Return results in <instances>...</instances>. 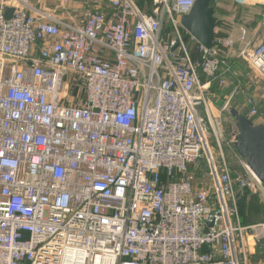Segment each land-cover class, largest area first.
I'll return each instance as SVG.
<instances>
[{
	"label": "built area",
	"instance_id": "2783aa9c",
	"mask_svg": "<svg viewBox=\"0 0 264 264\" xmlns=\"http://www.w3.org/2000/svg\"><path fill=\"white\" fill-rule=\"evenodd\" d=\"M33 2L0 0V264H251L264 223L241 221L233 135L209 147V89L241 60L264 79V39L204 47L196 0Z\"/></svg>",
	"mask_w": 264,
	"mask_h": 264
},
{
	"label": "rangeland",
	"instance_id": "374dc122",
	"mask_svg": "<svg viewBox=\"0 0 264 264\" xmlns=\"http://www.w3.org/2000/svg\"><path fill=\"white\" fill-rule=\"evenodd\" d=\"M65 0H44V2H39L33 5L38 8H43L50 11H55V13L62 18H67L69 14H78L80 0H69L70 3H65ZM264 2V0H260ZM69 5L70 9H64L62 6ZM247 4L243 5H226L218 3L211 6L213 9V19L215 27L217 24L225 23L227 19H230V14L234 18L239 20V23L243 25V32H231L233 36H236L240 43H244L249 39L253 38V42L257 43L264 39V34L261 36L259 29V22L264 16V9L260 8L258 10L248 8ZM258 7V6H257ZM230 13H229V12ZM228 12V13H226ZM232 31V30H231ZM238 34V35H236ZM241 64V65H240ZM241 68H238L241 74H229L222 82L210 86L209 98H210V119H211V130L208 135L209 147L211 151L215 145V136H221V139L232 136L235 133L234 120L229 115L228 111L222 112V107L226 100L230 98L235 89H237L236 94L231 100V106L235 108L240 114L244 115L247 109L243 105V99L245 95H251L256 98L260 107H264V79L263 77L253 70L249 64L241 60L239 64ZM239 66V67H240ZM225 155L229 161L230 167L233 172V176H244L247 182V192L249 195L248 204L244 210L248 213L246 225L264 223V187L259 185V183L254 179L250 172L242 167L238 166L240 163L236 157V152L230 149L228 146L224 145ZM264 252V245L261 248L254 249L251 253V264H264V258L259 254Z\"/></svg>",
	"mask_w": 264,
	"mask_h": 264
},
{
	"label": "water",
	"instance_id": "95a60500",
	"mask_svg": "<svg viewBox=\"0 0 264 264\" xmlns=\"http://www.w3.org/2000/svg\"><path fill=\"white\" fill-rule=\"evenodd\" d=\"M212 0H196L190 13L183 18V27L204 47L211 48L214 35ZM4 17L9 19L11 8H3ZM236 128L233 148L237 155L264 187V126L255 125L235 108L228 110Z\"/></svg>",
	"mask_w": 264,
	"mask_h": 264
},
{
	"label": "crops",
	"instance_id": "0c3cea01",
	"mask_svg": "<svg viewBox=\"0 0 264 264\" xmlns=\"http://www.w3.org/2000/svg\"><path fill=\"white\" fill-rule=\"evenodd\" d=\"M34 1H35V4H37L39 2H42V3L44 2V0H34ZM220 3L233 6V4L229 0H222ZM248 5H249L248 8L251 7V9L252 8H254L256 10H258L260 8H263L264 9V2H260L259 0H249V2L247 3L246 6H248ZM228 12H226V13H228ZM230 17L231 18L230 19H227L225 23H222V24H219L218 23L217 24V26L214 29V34L215 35L216 34H219V35H223V36H226V37L231 38L234 41V49H233V52H237L239 50V48L241 47V44H243V43H240L239 40H236L237 37L236 36H233V34L231 32H233L234 30H235L234 32H236V30H238L239 32H243L242 31L243 30V27H242L243 25H241L239 23V20L237 18H234L233 16H231V14H230ZM261 20H260V22H261ZM260 22H259V27H260ZM259 27L257 28V31L259 29L260 35L262 36L264 34V29L259 28ZM236 35H238V34H236ZM239 62L237 63V66L235 67L234 74H241L239 71H237L238 68H241V66H240L241 64L238 65Z\"/></svg>",
	"mask_w": 264,
	"mask_h": 264
},
{
	"label": "trees",
	"instance_id": "16d2710c",
	"mask_svg": "<svg viewBox=\"0 0 264 264\" xmlns=\"http://www.w3.org/2000/svg\"><path fill=\"white\" fill-rule=\"evenodd\" d=\"M248 199H249V195H248V192L247 190H240L239 192V214H240V217H241V221L246 224L245 222H249V223H252L251 221H247V216H248V213L245 212V208L247 206H249L248 204ZM250 207V206H249Z\"/></svg>",
	"mask_w": 264,
	"mask_h": 264
}]
</instances>
